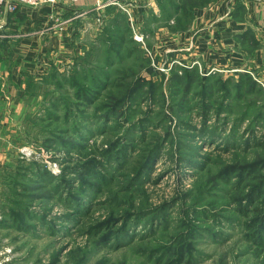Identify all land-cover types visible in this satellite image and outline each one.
I'll list each match as a JSON object with an SVG mask.
<instances>
[{
  "label": "rangeland",
  "instance_id": "374dc122",
  "mask_svg": "<svg viewBox=\"0 0 264 264\" xmlns=\"http://www.w3.org/2000/svg\"><path fill=\"white\" fill-rule=\"evenodd\" d=\"M108 3L76 25L71 56H34L39 79L23 71L24 97L0 119V260L264 264V83L237 89L240 72L156 43L146 17L131 26L130 0ZM194 147L202 166L186 162Z\"/></svg>",
  "mask_w": 264,
  "mask_h": 264
},
{
  "label": "crops",
  "instance_id": "0c3cea01",
  "mask_svg": "<svg viewBox=\"0 0 264 264\" xmlns=\"http://www.w3.org/2000/svg\"><path fill=\"white\" fill-rule=\"evenodd\" d=\"M130 2L131 26L137 27L135 21L142 22L146 17V32L156 43L162 39L168 41L169 46L184 45L195 54L193 56L201 55V60L209 62L217 72L257 75L259 82L264 83V0ZM115 4L108 0H80L54 6L19 5L13 12L5 7L0 9L1 121L7 118L4 111L8 106L21 102L24 97L20 90L25 82L23 71L32 73L38 68L34 56L46 48L71 56L76 49L72 38L76 25L82 23L80 32L85 31L87 23L83 20L87 14L93 19L108 9L116 10ZM111 16L116 19L117 11ZM33 73L29 77L35 83L39 78L37 72ZM2 162L3 153H0V166Z\"/></svg>",
  "mask_w": 264,
  "mask_h": 264
},
{
  "label": "trees",
  "instance_id": "16d2710c",
  "mask_svg": "<svg viewBox=\"0 0 264 264\" xmlns=\"http://www.w3.org/2000/svg\"><path fill=\"white\" fill-rule=\"evenodd\" d=\"M115 20H114V26L113 27H115V28H117L116 26H115ZM120 39V40H119ZM122 40V37H121V35L120 34H117V37H115L114 38V43L115 44H117L116 42L117 41H121ZM116 53H117V55H116V57L114 58L115 59V63H116V66H119V65H121L122 63H123V61H125L124 59H125V57L122 55V51H120L118 48H116ZM118 64V65H117ZM111 65H113V62H110V63H107L106 64V66H104V71H103V74H102V72H100V74H99V76H98V81H95V83H94V86L92 87V89H89L88 88V90H87V92L92 96V95H96V93H99V92H102V90H104L108 85H107V82H110L109 80L111 79L109 76H108V73H106V71H109L111 68H112V66ZM105 72V73H104ZM181 77H179V76H176V78H175V81H174V84L175 85H177V84H181L182 83V81H181V79H180ZM253 78L251 77V75H248V73H240V76H239V78H238V80H236V84L233 82V84L235 85V87L237 88V89H239V90H242L243 89V87H247L248 89H252V88H254L256 85L252 82L253 80H252ZM231 80V79H230ZM230 80L228 79V80H226L227 81V83H229L230 82ZM63 81V80H62ZM64 83H66V84H70V85H75V84H78V82L77 81H75V80H73L72 78L70 79L69 77H67L64 81H63ZM63 82H60V83H63ZM64 83L62 84V85H64ZM245 92L247 91V90H245V89H243ZM79 98V97H78ZM85 101V100H84ZM88 101V100H87ZM86 101V102H87ZM53 116H55L54 115V113H52V114H47V116H46V118H52ZM202 131V130H201ZM199 134V133H198ZM199 135H202V134H199ZM211 141L213 140H215V138L213 137V138H211L210 139ZM259 143H262V142H260L259 141ZM192 150L194 151L193 152V154H192V157H190V159H192V160H190V159H186V162H189V163H192V164H194V165H199V166H202V163L203 162H205L206 160H208V156L207 155H203L202 153H199L198 151H196V149H195V147L194 148H192ZM202 154V155H201ZM185 159V158H184ZM185 161V160H184ZM92 164H93V161L91 162V161H89V162H87L86 164H83L80 168H81V172L82 173H84L85 175H91V174H93L94 173V169H93V166H92ZM146 170H147V168H146ZM145 170V171H146ZM43 171H41V172H38V170H37V174L39 175V174H47V171L46 172H43ZM139 174H141L140 176H142V175H144V174H142V172H143V169H142V167H140V169H139ZM40 176V175H39ZM140 176H137V177H140ZM254 190H256V188L255 189H253V190H251L250 191V193L248 194V195H250V196H247L248 197V199H252V195H251V193H252V191H254ZM250 197V198H249ZM12 215H14L13 213H11ZM17 216V215H16ZM15 218H17V217H15ZM21 220V223H24V221H23V219H20ZM16 221L17 220H15V223H16Z\"/></svg>",
  "mask_w": 264,
  "mask_h": 264
},
{
  "label": "built area",
  "instance_id": "2783aa9c",
  "mask_svg": "<svg viewBox=\"0 0 264 264\" xmlns=\"http://www.w3.org/2000/svg\"><path fill=\"white\" fill-rule=\"evenodd\" d=\"M80 0H0V9L5 7L8 11H16L19 5L37 7L40 5H56L61 3H74ZM0 264H8L7 259H1Z\"/></svg>",
  "mask_w": 264,
  "mask_h": 264
}]
</instances>
